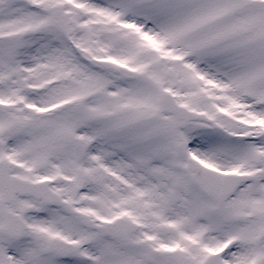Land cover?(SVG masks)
I'll return each mask as SVG.
<instances>
[{
	"label": "snow or ice",
	"instance_id": "snow-or-ice-1",
	"mask_svg": "<svg viewBox=\"0 0 264 264\" xmlns=\"http://www.w3.org/2000/svg\"><path fill=\"white\" fill-rule=\"evenodd\" d=\"M0 264H264V0H0Z\"/></svg>",
	"mask_w": 264,
	"mask_h": 264
}]
</instances>
